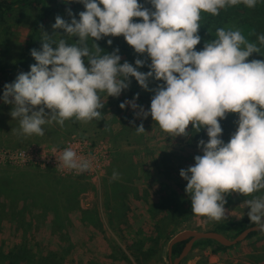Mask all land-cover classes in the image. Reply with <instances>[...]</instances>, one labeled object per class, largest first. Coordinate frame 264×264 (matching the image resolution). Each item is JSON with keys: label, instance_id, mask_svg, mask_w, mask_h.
Instances as JSON below:
<instances>
[{"label": "clouds", "instance_id": "1", "mask_svg": "<svg viewBox=\"0 0 264 264\" xmlns=\"http://www.w3.org/2000/svg\"><path fill=\"white\" fill-rule=\"evenodd\" d=\"M79 2L85 7L79 19L68 9L71 22L57 15L52 25L78 37L76 43L57 41L45 33L42 50H31L37 63L4 85L3 100L13 105L10 115L19 120L18 134L43 136L42 126L52 122L63 126L72 118L105 119L101 94L118 98L135 77L142 88L155 92L150 110L137 103L138 93L122 102L121 108L130 106L136 117L151 115L162 131L174 137L187 136L190 124L196 132L207 130L209 139H201L198 145L203 155H196L194 165L180 170L187 180L193 214L221 221L228 218L227 195L247 197L264 189V60L247 59L253 53L264 54L260 47L264 34L258 35L257 44L239 29L217 28L216 38L196 50L202 12L219 15L221 9L241 3L254 8L258 0H150L152 9L139 0ZM121 35L136 53L151 58L150 71L138 70L146 63L139 58L135 66L120 63L119 48L102 54L96 41ZM89 38L94 40L91 48ZM150 78L164 83L149 89ZM229 113H238V128L225 143L220 120ZM136 131H145L143 123ZM57 160L61 170L79 174L91 168V161L78 158L72 148L63 150ZM117 175L114 172L113 178ZM244 203L250 207V221L264 231V195Z\"/></svg>", "mask_w": 264, "mask_h": 264}, {"label": "rangeland", "instance_id": "2", "mask_svg": "<svg viewBox=\"0 0 264 264\" xmlns=\"http://www.w3.org/2000/svg\"><path fill=\"white\" fill-rule=\"evenodd\" d=\"M26 12V16L23 17L24 26L13 24L8 19L0 21V43L11 37L18 41L17 45L23 43L27 33L25 26L33 21V15H35L31 10ZM210 15L207 12L201 13L200 27L204 26L207 16ZM240 17L244 20L239 18L231 22L230 29L239 28L249 42L259 44L257 37L260 34L253 30L258 27L256 16L248 13L240 15ZM54 23L55 19L51 21V28L47 32L48 36L57 41L64 38L69 44L76 43L78 37L67 36L65 31L61 32V29H53ZM200 36L204 37V33ZM211 36L213 40L216 38L215 33H212ZM87 43L91 48L94 40L89 38ZM96 43L107 44L105 37ZM52 46L57 47L56 44ZM260 47L264 52V46ZM16 49L13 46L11 51L14 52ZM247 59L249 61L264 60V54L253 53ZM35 63H37L36 60L33 64ZM85 64L88 66V63ZM101 98L105 103L102 110L106 109L104 120H109L113 130L116 131L120 128L118 121L122 119L132 124V133L129 136L131 144H126L121 139L114 140V135L104 132L102 127L96 125L98 121L95 119L92 120L94 122L79 123L70 133H67L68 127L61 128L58 133L60 135L53 141L46 140V138H50L46 134L24 136L18 134L19 128L4 131L0 129V140L5 141L0 144V179H2L0 180V256L3 257L2 260L5 256L7 257L9 252L13 253V251L26 252L35 260L52 250L56 253V259L62 264H169L165 251L161 254L158 251L149 252L146 246L141 247L138 244V241L144 240V233L152 230L148 204L160 198L161 194L167 193L168 190L169 192L174 190L185 193L190 199L188 202L192 205L191 197L185 190L187 180L181 177L180 170L194 165L196 155H203V150L198 145L201 139L205 141L209 139L207 130L201 128L199 132H196L190 124L187 136L174 137L162 131L151 115H148L147 118L136 117L130 106L121 108L122 102L134 98L125 90L118 98L108 97L107 93H102ZM137 103L143 106L146 111L150 110L146 104L138 100ZM5 117L7 118L8 115ZM238 118L233 116V113H229L226 118L220 120L223 128L221 138L225 143L237 130ZM141 123H143L145 131L142 134H137L136 127ZM72 136L82 138L92 146L98 145L100 152L106 155L102 161L108 165L102 167L99 177L95 178L94 182L89 179L94 175H90L89 178L78 176L79 180L90 183L87 185V189L79 194V205L82 208H94L98 213L99 225L94 226L89 222L82 221L80 211L76 209L69 213L70 220L66 222L65 228L59 229L51 222V211L47 210L51 205L48 204L45 207L38 203L30 206L29 199L24 200L27 203L22 201L21 191H26L27 188L32 191L36 190L32 184L29 187H24L26 181L39 180L40 187L51 186L42 179L45 175L58 179L64 175L59 174L52 167L41 168L31 164L23 166L18 163L11 164L9 159L3 155V151L25 147L34 156L38 153L39 146L37 145H50L42 147L44 151H47L51 146L63 145ZM111 138H114V141ZM88 148L92 147L88 146ZM112 159L115 160V164L120 162L131 164L129 180L121 182L119 179L121 175L118 173L114 178V181H119V184H122L117 194L120 198L116 201L112 199L114 189L110 184L113 173H116V168L111 163ZM19 170L28 172L25 175H19ZM64 181L65 184L69 182L64 179L60 180V183ZM29 184L27 183V185ZM180 187H182V191ZM7 191L10 192L7 193ZM46 192L48 193L47 198H50L51 192L48 190ZM260 195H262L261 191L247 197L239 193L226 196L225 208L228 210L226 213L228 218L222 220L248 216L250 207H246L244 201ZM216 223L217 221L205 216H197L191 211L188 221L183 223L184 226L179 230L185 228L209 230ZM2 260L0 258V264L5 263L6 258L4 261ZM262 263H264V231L215 253L210 249H192L187 259L182 262V264Z\"/></svg>", "mask_w": 264, "mask_h": 264}, {"label": "trees", "instance_id": "3", "mask_svg": "<svg viewBox=\"0 0 264 264\" xmlns=\"http://www.w3.org/2000/svg\"><path fill=\"white\" fill-rule=\"evenodd\" d=\"M139 2L143 4L144 7L152 9L150 0H139ZM68 9H71L72 13L76 16L77 19H79V12L84 11L85 7L83 3L79 2V0H0V21L8 19L13 24L16 23L24 26L23 17L26 16V11L31 10L32 13H35V15H33V21L25 26L27 27V33L25 36V40L21 45H17L18 41L13 37L8 38L7 41L0 43L1 131L20 127L19 120L13 119L10 115L13 105L5 103L3 100L4 85L14 82L19 73L30 71V66L35 61L34 57L31 55V50H42V45L44 42L42 38H44L45 33L48 34L47 32L51 28V21L55 19L57 15L71 22V16H69L68 14ZM248 13L255 15L258 21V27L254 28L253 30L257 31V34H264V0H258L254 8H249L241 3L236 6H229L225 9H221L219 15L211 14L209 17L207 16L206 21L203 24L204 26L199 28L198 34L201 35L204 33V37H201V42L196 46V50H202L205 42L213 40L211 34H216L217 28L230 29L231 22L239 18H241V20H244V18L240 17V15ZM133 19L134 22H142V18ZM233 27L236 28L237 26ZM64 31L65 30L61 29V32ZM109 39L112 40L111 45L108 44ZM105 40L107 44H100V47L103 49L102 54L106 52L111 53V51L119 48V55H121L122 57L120 63L128 61L135 66V60L139 58L145 60L146 63L144 67H140L138 68V70L142 72H148L151 70L149 68V65L151 64V58L146 53H136L134 48L126 42L123 35L106 36ZM13 46L15 47V49L17 48L14 52L11 51L13 49ZM85 63H88L87 58ZM130 79V86L128 89H125V91L134 97L138 93V101L146 104V106L150 108L151 99L155 92L142 88L136 81L135 77H131ZM162 83L164 82L157 81L154 78H150L149 89L154 90ZM46 111L50 112V110L48 109H46ZM101 111L104 115V111H106V109ZM5 115H8V117L6 118ZM233 116L239 117L238 113H233ZM79 123H81V121H77L75 118H72L66 120L63 126H61L57 122H52L51 124H46L42 127L45 130V134L50 137L46 138V140L53 141L60 135L58 133L61 128L68 127L69 129L67 130V133H70L76 128ZM118 123L120 125V128L116 131L110 127L109 120L105 121L104 119H101L97 122L96 125L102 127V130L107 134H113L115 138H113L114 140L121 139L124 140L126 144H131L129 136L132 133V124L125 122V119L119 120ZM53 135L57 136L53 138ZM1 143L3 144L5 143V141L0 140V144ZM111 161L112 165L116 168V173L121 175V177L119 178L120 181L126 182L127 180H129L128 175L130 171L129 169H131V164L128 162H120L118 164H115L113 159ZM27 172L28 171L26 170H19L18 174L25 175L27 174ZM133 173L134 170L132 167V177ZM42 179L45 182L49 183L51 186L40 187L39 185H41V183L38 182L39 180H36L35 182L26 181L30 184L27 185L26 183L24 187H29L32 184L35 186L36 190L32 191L27 188L25 189L26 191H21V199L23 202L27 203V201L24 200L29 199L30 206L39 203L46 207L48 204H50L51 207L47 208V210L51 211V222L59 229L65 228L66 222L70 220L69 213L76 209L80 211L82 221L89 222L94 226L99 225V217L97 211L94 208H82L79 205V194L87 189V185H90L89 182L81 181L79 180L78 176L73 175L64 176L61 179L55 177L52 178V176L50 175H45ZM64 179L69 180V182H67L66 184L65 181L63 183H60V180ZM110 184L114 189V195L112 196V199L116 201L120 198L117 194L120 190V187H122V184H119V181H114V178L110 180ZM180 189L182 191V187H180ZM47 190L51 192L50 198H47L48 193H45V191ZM260 191L262 195H264V189ZM8 192L10 191H7V193ZM259 192H256V194H258ZM188 199L189 197H187L185 193L178 191L176 192L174 190L173 192H169L168 190L167 193L161 194L160 198H158L157 200L149 202L148 212L152 230L150 232H145L144 240L138 241V244L141 247L146 246V249L149 250V252L158 251V253L161 254L165 251V253L167 254L166 244L171 239L172 234L182 228L184 226L183 223L188 221V217L192 211V205L190 204V202H188ZM250 225H253V223L250 221L249 216H245L239 219L231 218L228 220L218 221L214 225V227L209 230L219 231L229 237H234L241 230ZM259 232L262 231L252 232L248 235L247 238ZM183 245L184 242H179L172 246V258L180 253ZM195 248L210 249V251L213 253L227 249L226 246H223L211 239H200L195 241L192 249ZM0 258L2 260L3 257L0 256ZM5 258V263L3 264H62L59 260L56 259V253H54V251L52 250L48 251L46 255H41L40 257L35 258V260L31 257V255L26 254V252L22 253L19 251H13V253L9 252L7 254V257L5 256ZM186 259L187 257H185L183 261H185ZM182 262L180 264H182Z\"/></svg>", "mask_w": 264, "mask_h": 264}, {"label": "built area", "instance_id": "4", "mask_svg": "<svg viewBox=\"0 0 264 264\" xmlns=\"http://www.w3.org/2000/svg\"><path fill=\"white\" fill-rule=\"evenodd\" d=\"M45 145L46 144L37 145L39 146L38 153L34 156H32L25 147L17 150H4L3 155L9 159L11 164L18 163L21 164L20 166L31 164L41 168L52 167L59 174L64 176L73 175L89 178L90 175H94L89 178L93 182L95 178L99 177L102 167L106 164L108 165V163L102 161L106 158V155L100 152L98 145L92 146L90 143L82 138H77L76 136H72L61 146H51L47 151H44L42 147H49L50 145ZM87 145L92 148H88ZM66 148H72L75 150L78 158L90 160L91 168L88 171L79 174L75 170H69L66 168L61 170L58 165L59 161L57 160V157L60 156Z\"/></svg>", "mask_w": 264, "mask_h": 264}, {"label": "water", "instance_id": "5", "mask_svg": "<svg viewBox=\"0 0 264 264\" xmlns=\"http://www.w3.org/2000/svg\"><path fill=\"white\" fill-rule=\"evenodd\" d=\"M257 225H250L243 230H241L234 237H229L226 234L215 231V230H199L192 228H185L176 232L167 244V256L169 264H180L185 257L188 256L189 252L192 250L195 241L200 239H211L223 246H232L248 237L252 232H258ZM184 242V245L180 253L172 258V246L176 243Z\"/></svg>", "mask_w": 264, "mask_h": 264}]
</instances>
